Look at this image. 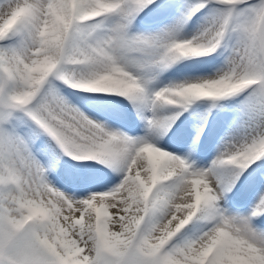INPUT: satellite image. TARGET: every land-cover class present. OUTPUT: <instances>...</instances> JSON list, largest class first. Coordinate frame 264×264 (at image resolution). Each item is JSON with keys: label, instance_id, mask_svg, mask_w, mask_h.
I'll list each match as a JSON object with an SVG mask.
<instances>
[{"label": "snow or ice", "instance_id": "snow-or-ice-1", "mask_svg": "<svg viewBox=\"0 0 264 264\" xmlns=\"http://www.w3.org/2000/svg\"><path fill=\"white\" fill-rule=\"evenodd\" d=\"M0 264H264V0H0Z\"/></svg>", "mask_w": 264, "mask_h": 264}]
</instances>
